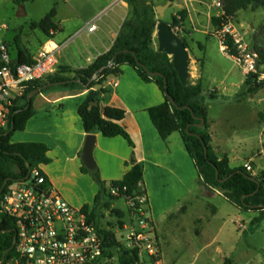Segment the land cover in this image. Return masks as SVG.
<instances>
[{
  "label": "crops",
  "instance_id": "crops-1",
  "mask_svg": "<svg viewBox=\"0 0 264 264\" xmlns=\"http://www.w3.org/2000/svg\"><path fill=\"white\" fill-rule=\"evenodd\" d=\"M82 1L54 0L48 5H39L36 8L23 5L21 11L31 21V24L40 22L55 9L54 22L58 25L59 31L49 37L40 28H37L35 30H40V34L31 31L25 35L24 39L22 38L23 34L21 38L14 37V39L7 38L8 35L2 34L0 41L8 45L12 60L18 58L20 50L28 51L33 60L44 50H56L59 68L66 66L74 70H84L100 56L108 53L128 17V4L126 0H87L86 3L90 5L88 7ZM29 2L36 4L40 0ZM188 2L176 1L174 3L173 1V4L178 10L186 9L189 13L184 25L186 30L183 32L184 36L180 30L181 37L187 40L191 56L189 83L202 86V103L206 107V98H218L219 90H205L204 75H201L205 63L192 54L191 45L196 43V33H200L206 40L211 37L209 35L210 26L206 18L211 15L216 0H213V4L195 0ZM249 11L253 15L259 12V10ZM241 12L237 18H240ZM98 18V29L94 33H88L85 30L86 27ZM7 29L9 30V27ZM79 32L80 34L77 35ZM196 44L202 53H206L199 43ZM16 50L17 52L13 54V51ZM222 54L234 61L230 55L223 52ZM204 55L206 59V54ZM243 76L238 82L232 83L231 87L238 89L242 83H246L248 76L244 71ZM115 82L118 83L117 86L114 85ZM256 85L257 83L254 88ZM99 88L97 86L94 89L98 90ZM103 89L106 93L102 94L100 107L104 109L111 106L126 112L122 125L130 134L135 146L131 147L122 137L106 138L101 132H97L95 134L94 159L101 179L107 187L115 181H121L132 158L143 167L144 179L141 190L147 194L149 199L151 216L162 250L163 264L168 263L167 252L171 248L178 253L181 245L192 248L195 240H199L203 247L207 248L217 237L213 236L211 231L212 220L217 215L216 212H208L203 217L194 218L192 221L195 226L194 231L192 228L188 229L186 225V218L190 214L191 207L199 199L196 194L197 185L201 184L205 188L206 186L200 180L196 165L187 151L181 133L175 132L167 140H163L148 112L150 108L166 101L164 94L154 82L144 81L135 69L128 65L122 68L120 76L109 77L103 85ZM249 89L250 86L247 92ZM256 89H262V87ZM259 91L252 95L251 101H254L255 97H260ZM88 93V89L64 88L39 94L34 101L36 115L29 121L25 131L14 134L12 142L45 144L49 148L48 157L51 162L42 165L41 169L50 185L72 206L83 209L88 205L89 211L92 212L100 187L93 176L84 171L86 165L83 162L82 153L88 135L84 131L82 120L78 114L79 106ZM260 112V110L257 111L259 123ZM208 119L212 146L219 159L229 158L232 168L251 165L254 162L256 166L253 167V174L256 176L264 172V170L259 171V168L264 164L262 148L250 150L242 158L238 155L231 157L227 148L228 140L214 131L215 122L209 118V112ZM206 191L209 194L216 192L223 196L218 190L206 188ZM118 201L120 200L113 201L111 208L122 212L124 221L128 220V217L130 219L129 209L124 211L118 205ZM102 214L110 216L109 212L105 210L100 211L101 216ZM197 225L198 227H196ZM226 260L232 261V259Z\"/></svg>",
  "mask_w": 264,
  "mask_h": 264
},
{
  "label": "trees",
  "instance_id": "trees-1",
  "mask_svg": "<svg viewBox=\"0 0 264 264\" xmlns=\"http://www.w3.org/2000/svg\"><path fill=\"white\" fill-rule=\"evenodd\" d=\"M11 1L20 5L32 0ZM151 1L126 0L129 14L112 49L100 56L88 68L74 70L71 67H60L56 73L45 79L26 85L24 95L15 101L14 108L11 110L9 128L7 130H5V126L0 128L1 197L10 184L28 177L32 169L51 162L48 157L49 148L45 144L12 142L14 134L25 131L29 121L36 115L34 108L36 97L31 100L28 99V96L35 90H40L39 94H45L64 88L88 89L89 93L78 109L85 133L95 135L97 132H101L106 138L122 137L134 148L135 145L130 134L122 125L126 112L111 106L104 109L100 107L102 94L106 93L103 85L109 77L120 76L122 68L128 65L134 68L144 81L154 82L166 98L163 104L148 110L160 137L167 140L173 133L180 132L187 151L196 165L200 180L206 188L220 191L229 203L241 211L259 213V217L253 221V224H258L264 220V172L255 176L247 170L246 166L232 168L229 158L219 159L216 155L212 146L208 110L202 103V86L183 85L174 68L172 57L153 47L157 26L162 21L157 19L155 6L153 3L149 4ZM217 1L221 2L225 13L222 17L212 19L213 25L217 27L228 20L237 18L241 11L261 9L264 11V0ZM55 17L56 10L53 9L43 20L32 23L31 27L33 29L40 28L47 36L51 37V32L57 33L59 31L58 25L54 22ZM188 17L189 13L186 9L179 11L172 16L171 27L174 30L185 31L184 25ZM184 41L186 47L189 48L186 39ZM227 44L229 54H235L232 41L228 40ZM253 48L260 57L259 72L264 74V24L254 35ZM32 63L33 59L29 52L20 50L18 58L12 61L11 66L16 67L20 64ZM139 63L146 66L150 72L160 73L161 76H150ZM0 65H3L1 60ZM94 78L95 80H93ZM165 80H167V88ZM247 83L250 89L257 90L254 88L256 82L251 76L248 77ZM261 85H264V81ZM97 86L100 88L95 90L94 88ZM251 166L253 168L256 165L252 162ZM127 168L124 178L121 181L111 183L108 187L101 179L98 171L92 173L86 167L84 168V171L90 173L98 183L100 191L95 199L92 212L89 211L88 205L83 207V211L90 212V219L96 222L99 234L104 240V254L106 256H111L113 249L122 248V244L111 227L110 229H103L100 226L99 212L101 210L109 212L110 216L118 219L119 227L123 228L125 225L124 215L119 210L111 208L112 202L124 200L125 197L142 191L143 167L132 158ZM7 181L8 183L3 189ZM49 184L47 182L48 186ZM110 187L119 188L121 190L120 196H111ZM124 188L127 190L123 192ZM15 230L14 221L0 215V262L4 257L9 259L13 254L10 250L13 248ZM133 260V258H122L123 262ZM93 264H103V262ZM224 264H232V261L226 260Z\"/></svg>",
  "mask_w": 264,
  "mask_h": 264
},
{
  "label": "built area",
  "instance_id": "built-area-1",
  "mask_svg": "<svg viewBox=\"0 0 264 264\" xmlns=\"http://www.w3.org/2000/svg\"><path fill=\"white\" fill-rule=\"evenodd\" d=\"M215 4L220 16H224L221 2L216 0ZM98 20L99 18L93 20L85 30L94 33L98 29ZM79 34L80 32L77 35ZM217 38L221 43V51L228 55L227 42L231 40L236 51L230 55L234 61L253 81L259 84L264 81V74L259 72V55L233 20L220 26ZM0 54L3 63L0 65L1 128L10 123L11 110L15 101L24 95L26 85L56 73L59 59L56 50H44L32 64L13 67L10 49L2 41ZM114 85L117 86L118 83L115 82ZM246 168L253 173L251 165H246ZM47 182L41 167L35 168L25 179L10 184L1 197L0 215L13 220L16 227L13 254L1 264H93L100 261L103 264H163L149 199L144 191L124 198L130 211V219L123 228L118 229L127 234L124 239L117 238L122 248L113 249L112 255L106 256L104 240L96 222L90 219V212L72 207ZM126 190L124 188L123 192ZM109 193L113 197H119L121 190L110 187ZM122 258L134 260L123 262Z\"/></svg>",
  "mask_w": 264,
  "mask_h": 264
},
{
  "label": "rangeland",
  "instance_id": "rangeland-1",
  "mask_svg": "<svg viewBox=\"0 0 264 264\" xmlns=\"http://www.w3.org/2000/svg\"><path fill=\"white\" fill-rule=\"evenodd\" d=\"M52 1L54 2V0H40L36 4L26 2L25 4L18 5L11 0H0V36L6 34L8 35L7 38L14 39V37L21 38L23 34L22 38L24 39L25 35L31 31L40 34V30L38 32L31 27V21L21 11V7L28 5V7L36 8L39 5H48ZM167 1L169 0H152L151 2L154 6H157L164 5ZM172 1L174 3L176 1L186 3L189 0ZM195 1L213 4V0ZM82 2H85L86 6H90L86 3L88 2L87 0H83ZM190 4L189 6L191 7ZM194 4L196 5V2ZM179 11L182 10H178L173 4L167 10L163 19H160L158 15L157 19L171 24L172 16L176 15ZM200 13L202 14V12ZM262 15H264L263 11L259 10L257 14L253 15L248 10L242 11L240 18L233 19L246 40L252 44L254 35L264 24V16ZM214 17H221L216 4L213 5V11L209 18H206L210 26L209 35L211 37L209 40L204 39L200 33H196L195 35V42L199 43L203 47L202 50L206 53H202L196 43L195 45H191L192 54L205 63V68L201 73L202 76L204 75L203 86L205 90H219L218 98H206L209 118L215 122L214 131L219 135L221 134L223 138H227V148L231 153V157L238 155L242 158L250 150L257 148H262V154L264 155V85L260 84L262 89L252 90L251 88L242 96L238 95V92L244 83L238 89L231 87L232 83L238 82L244 77L243 70L233 60L223 56L220 40L215 37L220 27L213 25L212 19ZM8 27L9 30L7 29ZM175 31L178 35L182 36L186 30H182V35L180 30L176 29ZM153 47L157 50L159 48L157 31L154 35ZM14 52H17V50L13 51V54ZM204 54H206V59ZM258 91L260 92V97H255V100L251 101L253 99L252 95ZM259 99H261L260 105ZM258 110L261 111L260 123L258 122ZM260 170H264V164L259 168ZM196 194L199 196V199L191 207L190 214L186 218V225L188 229L192 228L194 231L195 226L192 224L194 218L203 217L208 212L213 213L215 211L217 215L212 220L211 231L213 236H217L216 240L207 246V248H204L199 240H195L192 248L181 245L178 253H176L175 249L171 248L167 252V264H224L226 259H232L233 264H264V220L258 224H253V221L260 214L239 210L229 203L224 196L216 192L212 194L207 193L206 188L201 186V184L197 185ZM64 200L66 199L64 198ZM118 205L124 211L128 209L126 202L123 200L118 201ZM127 219L129 220V217ZM128 220L125 219L126 222ZM99 221L103 229L111 227L117 238L124 239L126 237L127 232L118 229L119 221L115 217L102 214ZM192 235L194 234L192 233Z\"/></svg>",
  "mask_w": 264,
  "mask_h": 264
},
{
  "label": "water",
  "instance_id": "water-1",
  "mask_svg": "<svg viewBox=\"0 0 264 264\" xmlns=\"http://www.w3.org/2000/svg\"><path fill=\"white\" fill-rule=\"evenodd\" d=\"M149 4L151 5L152 2H149ZM172 4H173V1L169 0L164 5L155 6L156 14L158 15L160 19H163L165 17L167 10L172 6ZM157 37H158V43H159L158 50L172 57L174 68L176 72L178 73V77L181 83L185 86L189 85L190 84L189 77H190L191 56H190L188 48L186 47L184 39L180 35H178V33L171 27L170 24H167L165 22H161L157 26ZM0 59H2L1 54H0ZM139 65L142 66L148 72L150 76L152 77L161 76L160 73L150 72L146 68V66L140 63ZM95 78L93 80H95ZM165 85L167 88V80H165ZM259 87H260V84L257 83L256 88H259ZM248 88H249V84L247 82L244 83L240 91L238 92V95L240 96L244 95L247 92ZM39 93H40V90L33 91L28 96V99L31 100L33 97H36L37 95H39ZM8 128H9V124L5 126V130H7ZM95 144H96V136L88 135L87 141H86L83 153H82L83 162L92 173H96L98 171V168H97V165L94 159ZM7 183L8 181L4 184L3 189L6 187ZM1 194H2V191L0 192V197H1ZM15 243H16V236L14 239L13 248L15 246ZM13 248L10 251H12ZM4 260H5V257L0 262V264L4 262Z\"/></svg>",
  "mask_w": 264,
  "mask_h": 264
}]
</instances>
